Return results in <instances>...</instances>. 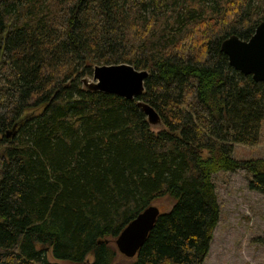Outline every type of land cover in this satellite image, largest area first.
Here are the masks:
<instances>
[{"label":"trees","instance_id":"obj_1","mask_svg":"<svg viewBox=\"0 0 264 264\" xmlns=\"http://www.w3.org/2000/svg\"><path fill=\"white\" fill-rule=\"evenodd\" d=\"M263 20L264 0H0V264H204L213 177L244 171L264 194V158L233 156L260 142L264 84L221 52ZM119 64L148 73L142 97L84 88ZM163 198L172 209L117 262L113 241Z\"/></svg>","mask_w":264,"mask_h":264},{"label":"rangeland","instance_id":"obj_2","mask_svg":"<svg viewBox=\"0 0 264 264\" xmlns=\"http://www.w3.org/2000/svg\"><path fill=\"white\" fill-rule=\"evenodd\" d=\"M89 80L92 81V77ZM152 129L159 132L162 126H153ZM233 156L238 160L264 158V123L258 146L234 145ZM248 180V175L240 170L220 172L213 177L220 220L204 264H264V194L250 190ZM173 204L163 198L152 205L161 213H167ZM111 245L115 247L114 243ZM47 258L51 263L70 264L55 260L51 252L47 253ZM128 260L120 254L117 258V262Z\"/></svg>","mask_w":264,"mask_h":264},{"label":"water","instance_id":"obj_3","mask_svg":"<svg viewBox=\"0 0 264 264\" xmlns=\"http://www.w3.org/2000/svg\"><path fill=\"white\" fill-rule=\"evenodd\" d=\"M221 52L235 71L245 77H251L255 83L264 84V20L248 41L232 36L222 43ZM147 77L146 71H138L127 64L104 65L94 68L92 81L84 79L82 83L89 92H100L134 101L144 94V82ZM136 105L151 127L161 124L159 115L152 107L140 100ZM15 128L6 133L7 138L14 136ZM160 213V209L154 205L140 212L114 240L118 253L126 259H135Z\"/></svg>","mask_w":264,"mask_h":264}]
</instances>
